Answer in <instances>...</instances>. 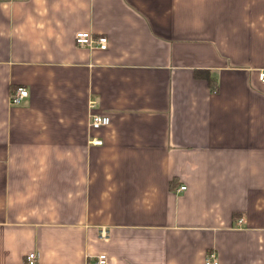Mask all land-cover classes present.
Returning a JSON list of instances; mask_svg holds the SVG:
<instances>
[{"label":"crops","instance_id":"0c3cea01","mask_svg":"<svg viewBox=\"0 0 264 264\" xmlns=\"http://www.w3.org/2000/svg\"><path fill=\"white\" fill-rule=\"evenodd\" d=\"M262 69L264 0H0V264H264Z\"/></svg>","mask_w":264,"mask_h":264},{"label":"built area","instance_id":"2783aa9c","mask_svg":"<svg viewBox=\"0 0 264 264\" xmlns=\"http://www.w3.org/2000/svg\"><path fill=\"white\" fill-rule=\"evenodd\" d=\"M74 43L79 47H84L88 49H100L103 50L106 48V38L104 36L98 35L94 36L90 32H76L74 35ZM257 79L264 83V69L259 70L257 73ZM27 96V90L23 86H16L11 91L8 103L10 105H18L21 101ZM108 117L100 114H91L89 118V127L95 129L100 126H105L108 124ZM92 145H100L101 140L97 138H91L89 141ZM184 186L178 187V191L184 190ZM241 220H237L239 223ZM104 236V233L101 234ZM38 255L35 252H28L24 256V261L26 264H35ZM84 264H106V257L104 254H96L85 261ZM203 264H217L215 256L212 252H208L204 256Z\"/></svg>","mask_w":264,"mask_h":264},{"label":"trees","instance_id":"16d2710c","mask_svg":"<svg viewBox=\"0 0 264 264\" xmlns=\"http://www.w3.org/2000/svg\"><path fill=\"white\" fill-rule=\"evenodd\" d=\"M196 73L197 74H201L203 77H205L206 80L209 82V84L212 83L211 81H213V79H211L210 77H208V72L207 71H196Z\"/></svg>","mask_w":264,"mask_h":264}]
</instances>
